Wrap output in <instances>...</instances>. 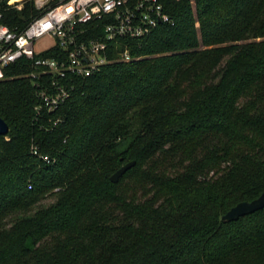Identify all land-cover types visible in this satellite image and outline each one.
<instances>
[{"label": "trees", "instance_id": "obj_1", "mask_svg": "<svg viewBox=\"0 0 264 264\" xmlns=\"http://www.w3.org/2000/svg\"><path fill=\"white\" fill-rule=\"evenodd\" d=\"M160 1L173 24L55 111L29 59L4 69L0 264H264V207L220 219L264 190V0ZM0 11L18 30L38 12Z\"/></svg>", "mask_w": 264, "mask_h": 264}, {"label": "built area", "instance_id": "obj_2", "mask_svg": "<svg viewBox=\"0 0 264 264\" xmlns=\"http://www.w3.org/2000/svg\"><path fill=\"white\" fill-rule=\"evenodd\" d=\"M29 0H5L8 8L22 9ZM38 11L20 30L2 22L0 11V79L4 69L29 59L34 70L26 75L38 90L42 107L52 112L69 97L74 77H86L114 61L132 59L128 40L140 39L161 23L173 24L160 0H31ZM53 43L36 50L35 42ZM53 52L52 56L42 55ZM62 121L57 117L53 125ZM33 155L49 162L32 145Z\"/></svg>", "mask_w": 264, "mask_h": 264}, {"label": "water", "instance_id": "obj_3", "mask_svg": "<svg viewBox=\"0 0 264 264\" xmlns=\"http://www.w3.org/2000/svg\"><path fill=\"white\" fill-rule=\"evenodd\" d=\"M8 132L7 123L0 117V135H5ZM135 161H130L122 165L117 169L111 176L110 181L116 183L119 178L131 167ZM264 207V190L254 199L249 201H240L229 210H227L221 216V220L224 222H229L237 220L240 216L250 214Z\"/></svg>", "mask_w": 264, "mask_h": 264}, {"label": "rangeland", "instance_id": "obj_4", "mask_svg": "<svg viewBox=\"0 0 264 264\" xmlns=\"http://www.w3.org/2000/svg\"><path fill=\"white\" fill-rule=\"evenodd\" d=\"M52 43L53 41L49 37L40 38L35 42V49L36 50L43 49L44 47H47Z\"/></svg>", "mask_w": 264, "mask_h": 264}]
</instances>
